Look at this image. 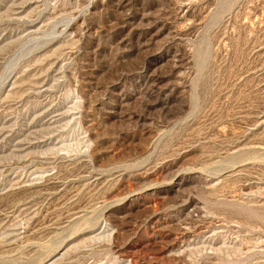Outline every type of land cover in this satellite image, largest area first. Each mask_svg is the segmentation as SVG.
I'll use <instances>...</instances> for the list:
<instances>
[{
	"label": "rangeland",
	"instance_id": "374dc122",
	"mask_svg": "<svg viewBox=\"0 0 264 264\" xmlns=\"http://www.w3.org/2000/svg\"><path fill=\"white\" fill-rule=\"evenodd\" d=\"M0 264H264V0H0Z\"/></svg>",
	"mask_w": 264,
	"mask_h": 264
}]
</instances>
